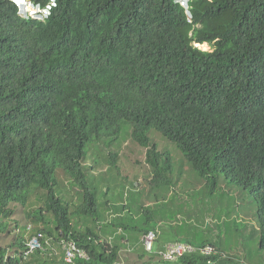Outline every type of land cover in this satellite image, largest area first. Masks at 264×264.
Returning a JSON list of instances; mask_svg holds the SVG:
<instances>
[{"label":"trees","instance_id":"1","mask_svg":"<svg viewBox=\"0 0 264 264\" xmlns=\"http://www.w3.org/2000/svg\"><path fill=\"white\" fill-rule=\"evenodd\" d=\"M30 1L47 16L23 17L15 1L0 0V264H239L218 240L182 241L177 225L165 224L160 207L184 172L174 178L151 130L205 186L223 172L248 191L264 251V0H189L191 18L176 0ZM121 130L145 149L150 188L139 199L100 189V170L117 165V151L105 156L109 166L86 163L87 145ZM57 169L79 188L76 211ZM123 182L128 189L129 177ZM75 215L94 227L75 225ZM19 224L25 233L9 240ZM149 230L151 252L141 240ZM34 235L41 247L25 255ZM61 241L89 259L65 262ZM176 241L199 249L163 260L158 252Z\"/></svg>","mask_w":264,"mask_h":264},{"label":"rangeland","instance_id":"2","mask_svg":"<svg viewBox=\"0 0 264 264\" xmlns=\"http://www.w3.org/2000/svg\"><path fill=\"white\" fill-rule=\"evenodd\" d=\"M18 2L22 3L21 0ZM199 47L204 50L211 49L207 43H202ZM125 134L127 135V132L121 130L117 135L112 134L103 137L96 144L87 145L86 163L92 165V162H97L98 165L94 166H98L100 169L99 166H109L108 163H102L105 156H108L110 152L115 153L117 151L120 156L117 165L102 167L105 168V171L100 170L103 175L101 174L99 178L103 180L104 177L100 189H105L106 186L110 185L112 189L115 188L110 191L112 194L121 187L122 192L128 194L130 192V195L139 199V196L150 188L148 184L142 181L145 169L143 167L145 166V149L128 143L129 139H125ZM149 136L152 143L158 145L160 152L164 149L170 154L171 163L174 167V178L178 175V171L184 172L183 181L171 188L170 195L165 194V197L167 196L170 200L169 206L161 205L160 207V211L166 213L167 222L165 224L175 223L176 228L183 234L182 241L190 240L194 243H201L206 240L214 242L218 240V244L226 251L223 253L225 257L237 260L239 264H264V251L258 249L257 206L248 191L228 182L223 172L218 173L215 188L205 186V183L190 169V165L185 161V164L182 162V159H185L172 142L162 138L154 130L149 132ZM86 167L88 168V166ZM94 173L98 174V172ZM55 174L60 181V188L64 193L65 201L71 200L70 208L76 211L81 203V195L77 191L79 188L73 187L71 179L68 176L66 179L62 170L57 169ZM90 176L92 175L90 174ZM125 176H128L130 181L134 183L131 185L129 182L128 189L124 187L123 178ZM133 196H128V198L132 199ZM106 199V196L98 193V201L104 202ZM123 199L127 200L125 197ZM17 212H20L19 209ZM18 213L14 215L18 216ZM72 221L75 225L82 223V221L91 227L95 225L92 220L84 216L78 218L75 215ZM24 233L23 224H19L18 231L8 235L9 240Z\"/></svg>","mask_w":264,"mask_h":264},{"label":"built area","instance_id":"3","mask_svg":"<svg viewBox=\"0 0 264 264\" xmlns=\"http://www.w3.org/2000/svg\"><path fill=\"white\" fill-rule=\"evenodd\" d=\"M177 1L179 2L180 5H182L186 9L188 18H191V14L188 8L189 0H177ZM156 238H157V233L154 230H149L142 235L141 240L147 251L151 252L153 250ZM61 242H62V248L64 250L63 259L65 262L72 263L73 259H75L76 257H79L84 260L89 259L88 253L84 249L78 247L74 242L72 241H67V242L61 241ZM40 247L41 244L39 237L37 235L32 236L27 242V249L25 251V255L27 253H31L32 251ZM198 249H199L198 247L194 246L191 243L176 241L166 244L164 249L160 250L158 254L165 261H176L184 254L195 252ZM200 250L202 252H207L209 248H205V249L201 248Z\"/></svg>","mask_w":264,"mask_h":264},{"label":"clouds","instance_id":"4","mask_svg":"<svg viewBox=\"0 0 264 264\" xmlns=\"http://www.w3.org/2000/svg\"><path fill=\"white\" fill-rule=\"evenodd\" d=\"M13 1L16 2L15 4L18 8V13L20 15H22L23 17L28 16V17H32V18L43 19L44 17L47 16V14L49 12L47 7L46 8L37 7V6L33 5V3L30 0H21L22 3L18 2V0H13ZM176 3L179 4V2L177 0H176ZM185 12H186V9H185ZM193 45L196 47H199L201 44L200 43H194ZM199 48H201V47H199ZM141 239H142V237H141Z\"/></svg>","mask_w":264,"mask_h":264},{"label":"crops","instance_id":"5","mask_svg":"<svg viewBox=\"0 0 264 264\" xmlns=\"http://www.w3.org/2000/svg\"><path fill=\"white\" fill-rule=\"evenodd\" d=\"M133 184H134V183H133ZM125 199H126V198H125ZM124 201H125V200H124ZM126 201H127V200H126ZM123 214H125V211H124V213L121 214V216H123ZM108 218L111 219V218H114V216H110V217H108ZM168 243H171V242H168ZM168 243H167V244H168Z\"/></svg>","mask_w":264,"mask_h":264}]
</instances>
